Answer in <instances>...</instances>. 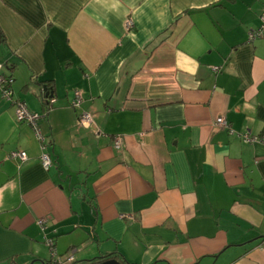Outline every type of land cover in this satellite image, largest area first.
<instances>
[{
  "label": "crops",
  "instance_id": "crops-1",
  "mask_svg": "<svg viewBox=\"0 0 264 264\" xmlns=\"http://www.w3.org/2000/svg\"><path fill=\"white\" fill-rule=\"evenodd\" d=\"M262 12L264 0H0L13 77L9 98L0 87V264H50L49 238L74 264H264V141L243 139H264Z\"/></svg>",
  "mask_w": 264,
  "mask_h": 264
},
{
  "label": "built area",
  "instance_id": "built-area-1",
  "mask_svg": "<svg viewBox=\"0 0 264 264\" xmlns=\"http://www.w3.org/2000/svg\"><path fill=\"white\" fill-rule=\"evenodd\" d=\"M261 21H262V23H264V12H262V14H261ZM260 34H261L260 30L250 31L249 37L253 38L254 36H258ZM0 66H1V63H0ZM213 69L217 70L218 68L214 67ZM12 82H13L12 76L6 75V74L0 72V87H1L2 92H3V96L6 98H9L12 94V89H11ZM81 101H82L81 94L78 91H75L72 102H71V106L73 108L79 107L81 104ZM77 117H78L79 122L83 125L89 126L90 124H92V116L88 112H82ZM15 119L17 122L26 121V122L32 124L34 126V129L36 131V134H37V137L39 138V140H43V136L40 133L39 128L37 127V120L39 119V115L29 111L27 109L26 105L22 102L16 103ZM215 124L222 127V128H225V129L231 131L230 125L224 116H219L218 118H216ZM243 139L245 142H251L254 140L264 141V139L261 140V138L256 137V136H251L249 133L243 134ZM113 144H114L115 148L120 147L119 137H116L114 139ZM10 156L11 157H19L21 160H24L26 158V154L22 150L13 151L10 153ZM41 163L43 164L45 169L48 168V166L51 163V160L47 154H43L41 156ZM38 223L42 224L43 220H39ZM46 243H47L48 248L50 250L51 261L54 262L53 264H61L64 262L71 263L75 260V257L72 254H68L65 257V260H61V257L57 256V254L55 252L53 238L47 239Z\"/></svg>",
  "mask_w": 264,
  "mask_h": 264
},
{
  "label": "water",
  "instance_id": "water-1",
  "mask_svg": "<svg viewBox=\"0 0 264 264\" xmlns=\"http://www.w3.org/2000/svg\"><path fill=\"white\" fill-rule=\"evenodd\" d=\"M46 96H52V93H49L47 94ZM50 263L53 264L54 262H52L50 260ZM63 264V263H61ZM70 264H74L73 262H71ZM84 264H129V263H126V262H121L119 261L117 258H115L114 256H107L106 258L102 259V260H99V261H91V262H87V263H84Z\"/></svg>",
  "mask_w": 264,
  "mask_h": 264
},
{
  "label": "trees",
  "instance_id": "trees-1",
  "mask_svg": "<svg viewBox=\"0 0 264 264\" xmlns=\"http://www.w3.org/2000/svg\"><path fill=\"white\" fill-rule=\"evenodd\" d=\"M0 34H1V32H0ZM110 256H113V254H111ZM115 258H116V257H115ZM117 259H118L119 261L123 262V260L120 259L119 257H117ZM73 263H75V262H73ZM50 264H51V263H50Z\"/></svg>",
  "mask_w": 264,
  "mask_h": 264
},
{
  "label": "rangeland",
  "instance_id": "rangeland-1",
  "mask_svg": "<svg viewBox=\"0 0 264 264\" xmlns=\"http://www.w3.org/2000/svg\"><path fill=\"white\" fill-rule=\"evenodd\" d=\"M65 263H67V262H64L63 264H65Z\"/></svg>",
  "mask_w": 264,
  "mask_h": 264
}]
</instances>
